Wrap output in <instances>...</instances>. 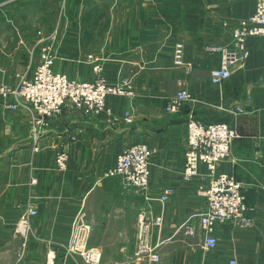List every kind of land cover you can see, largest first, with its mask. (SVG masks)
<instances>
[{
	"label": "crops",
	"instance_id": "obj_1",
	"mask_svg": "<svg viewBox=\"0 0 264 264\" xmlns=\"http://www.w3.org/2000/svg\"><path fill=\"white\" fill-rule=\"evenodd\" d=\"M64 3V21L44 22L37 29L57 31L54 69L91 81L92 56L102 63L108 82L128 79L133 94L108 95L105 111L96 115L65 107L49 120L37 151L25 112L10 110L0 99V264H87L65 249L79 216L91 225L87 245L100 251L99 264H120L135 249L142 212L162 216L152 236L160 259L142 264H228L230 258L264 264V37L247 39L249 56L220 85L209 78L220 53L208 50L230 42L231 29L254 13L255 0ZM17 30L0 25V82L9 85L32 75L42 43L29 26L22 35ZM176 42L183 43L189 66L173 64ZM181 87L193 101L167 111L169 98ZM236 107L242 111L231 112ZM189 110L204 123L225 122L236 131L229 156L217 162L216 170L234 176L253 208L250 224L229 220L218 226L211 251L204 248L197 225L204 208L196 195L199 178L182 176ZM137 143L152 152L149 200L119 178L105 176L117 155ZM60 149L68 153L64 170L54 163ZM199 171L205 174L204 166ZM33 176L37 183L29 192ZM166 187L174 192L161 207L157 199ZM27 202L37 214L24 239L13 230ZM185 225L195 227L196 234L188 235Z\"/></svg>",
	"mask_w": 264,
	"mask_h": 264
},
{
	"label": "built area",
	"instance_id": "obj_2",
	"mask_svg": "<svg viewBox=\"0 0 264 264\" xmlns=\"http://www.w3.org/2000/svg\"><path fill=\"white\" fill-rule=\"evenodd\" d=\"M55 35V32L49 34L46 36L49 41L40 45L39 63L30 77H20L16 85L0 82V99L6 102L7 108L25 112L35 151L38 150L37 143L49 120L57 116L63 108L79 111L82 116L96 115L105 111L108 95L133 94L128 79H123L119 83L108 82L103 75L102 63L92 56H88L95 76L91 81H79L54 70ZM259 36L264 37V0H255L254 13L238 22L231 31V40L228 44L208 49L220 53L219 65L209 72L211 83L220 85L228 80L233 71L241 67L249 56L247 39ZM172 61L177 67L189 66L185 63L184 46L181 42H176L173 46ZM192 101L190 91L181 87L169 98L166 110L177 111ZM241 111L242 109L237 107L231 112ZM124 118L130 121V114L126 112ZM185 125L186 146L182 176L186 181L199 178L196 195L203 199L204 208L197 219V225L203 235L204 248L211 251L217 245L215 232L218 226L229 220L242 225L250 224L249 214L253 208L247 204L242 186L234 176L216 170L217 162L229 156L231 144L237 137L236 131L225 122L204 123L195 117L192 110L187 113ZM151 155L150 148L144 143L129 145L117 155L115 165L105 173V176L119 178L126 186L132 187L149 200ZM67 161L68 153L65 149H60L55 155V167L64 170ZM200 166H204L205 174H200ZM36 183V177H31L28 183L29 192ZM173 192L171 187L163 190L157 199L161 207ZM36 214V207L27 202L18 218L14 233L25 239L31 233V218ZM161 225V215L140 213L135 230V249L126 255L120 264L158 262L160 259L158 244L152 242V236L154 230ZM184 229L188 235L196 234V228L193 226L185 225ZM89 232L90 225L85 222L83 216H79L73 225L65 249L68 254L81 256L87 264H99L100 251L87 245ZM48 257L52 258L53 255L48 254ZM228 264L238 263L235 258H230Z\"/></svg>",
	"mask_w": 264,
	"mask_h": 264
},
{
	"label": "rangeland",
	"instance_id": "obj_3",
	"mask_svg": "<svg viewBox=\"0 0 264 264\" xmlns=\"http://www.w3.org/2000/svg\"><path fill=\"white\" fill-rule=\"evenodd\" d=\"M65 1L67 0H0V25L2 23L7 24L10 27V30L19 29L17 31L20 33V35H22L21 33L25 31L23 30V28L25 27L28 28L29 26V28L31 29V32L34 30L33 32L36 34L38 32L41 33L39 35V38H40L39 40L43 39L42 43L40 44V45H43L49 41L48 39H46V36H48L49 33L48 32L46 33L40 29L39 30L37 29L40 28V24H43L44 22L54 24L60 21H64L65 19V15H64L65 3L64 2ZM233 28L231 29V31L233 30ZM54 32L57 34L56 30L51 31V33H54ZM55 38H56V35H55ZM230 40H231V37H230ZM54 41L55 39L53 40V45H54ZM217 46H220V45H217ZM34 47L37 48L38 46H36L35 44ZM212 47H216V46H212ZM54 51H55V47H54ZM39 55H40V48L38 50V63H39ZM28 124H29V121H28ZM85 222L90 225V223L87 222L86 220ZM90 232H91V225H90ZM90 232H89V235H90Z\"/></svg>",
	"mask_w": 264,
	"mask_h": 264
}]
</instances>
